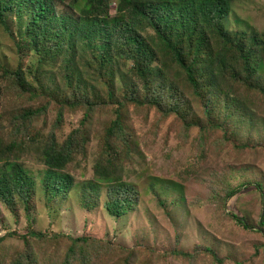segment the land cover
<instances>
[{
	"label": "rangeland",
	"instance_id": "obj_1",
	"mask_svg": "<svg viewBox=\"0 0 264 264\" xmlns=\"http://www.w3.org/2000/svg\"><path fill=\"white\" fill-rule=\"evenodd\" d=\"M109 4L119 16V0ZM87 5L50 1L70 22L91 20ZM33 11L26 5L0 23V175L20 163L35 180L28 212L18 195L0 200V264H264V0H236L223 21L228 36L186 44L190 61L200 46L215 56L199 88L147 22L139 34L155 51L149 71L115 59L112 76L101 65L105 37L64 33L66 23L57 38L24 40ZM124 36L115 49L129 50ZM55 45L53 58L46 49ZM250 52L258 70L244 83L237 73ZM119 103L121 126L110 133ZM28 110L41 112L24 117ZM53 145L71 154L68 193L45 176L43 152ZM247 183L263 196L250 187L229 199ZM115 199L129 201L121 217L108 214Z\"/></svg>",
	"mask_w": 264,
	"mask_h": 264
},
{
	"label": "trees",
	"instance_id": "obj_2",
	"mask_svg": "<svg viewBox=\"0 0 264 264\" xmlns=\"http://www.w3.org/2000/svg\"><path fill=\"white\" fill-rule=\"evenodd\" d=\"M51 0H0V23L7 25L6 15L10 11H18L21 14L22 8L26 5H31L34 8L32 21L27 28L26 41H32L37 44L41 41V37H55L61 32H54L58 27L67 23L64 33H73L81 39L92 40L98 36L105 37L108 45H102L105 52L101 57V65L106 68L107 75H112L114 71L108 67L111 63L117 60H134V64L144 65V74L149 71L153 59H155V51L152 46L144 41L139 34V27L143 22H147L154 29L157 36L163 41L164 45L168 46L172 56L177 63L187 72L190 81L195 88H199L201 79L200 72L209 70L212 76L215 65V56L211 49L205 50L203 46L196 51V60L190 61L192 48L195 47V39L200 38V43L208 41L209 32H214L220 37L228 36V32L224 29L223 21L229 16L231 6L236 0H119L118 13L116 17H111L109 12V0H87V8L83 11L89 16H93L91 20H85L82 16L78 22H70L65 17H59L54 9L50 6ZM64 3L66 0H58ZM34 27V28H33ZM191 28V29H190ZM190 29L189 34L187 31ZM182 30L183 32L180 33ZM187 32V33H186ZM125 35L124 38L129 43L128 49H115L113 40L117 34ZM62 35V33H61ZM51 39V38H50ZM39 41V42H40ZM124 42V39H122ZM136 44L137 48H132L131 45ZM61 46L60 44H58ZM68 47L71 48V42ZM119 45V44H117ZM134 46V45H133ZM118 52L115 55L112 50ZM191 49V50H190ZM51 57H57L61 52L56 47L48 48ZM194 51V50H193ZM112 52V53H111ZM195 52V51H194ZM252 52L242 54L243 68L238 76L243 78L242 82L249 83L252 79V73L258 70V64L253 63L251 57ZM138 60V61H137ZM115 74V73H114ZM162 75L163 72H161ZM133 103H140L137 98H132ZM142 103V102H141ZM123 103H119L116 109L117 118L110 128L109 132L114 133L121 126V109ZM39 110H28L24 117H32L40 113ZM87 119V115L85 116ZM61 119V116L59 117ZM73 137L66 142V147L71 148ZM65 146L57 148L55 145L48 146L44 149V163L48 167L45 174L46 179L57 188L59 193H68L73 187V178L69 174H64L62 171L68 165L70 152ZM12 151V150H9ZM3 152L0 151V161L3 159ZM10 160V159H9ZM8 160L9 164L12 161ZM100 169V170H99ZM98 175H101V167L96 170ZM96 174V175H97ZM107 179V178H105ZM35 187V180L20 163H14L9 169L5 170L0 175V200L11 203L15 200V195L21 198L26 211L30 208V199ZM254 187L263 196L262 188L258 183H247L240 188L231 192L229 199L238 195L242 190ZM129 192L127 189H123ZM129 204L127 200L115 199L107 205L108 214L114 217H121L126 214V209ZM238 225L247 229L244 219L240 216H232ZM259 226H264V213L260 215ZM27 235L23 236L25 239ZM28 236L35 239H41L45 236L44 232L29 231ZM84 238H82L83 240ZM73 242L81 240L80 238L71 239ZM2 238H0V242ZM211 252V250H208ZM187 255V254H184ZM215 257V255H214Z\"/></svg>",
	"mask_w": 264,
	"mask_h": 264
}]
</instances>
